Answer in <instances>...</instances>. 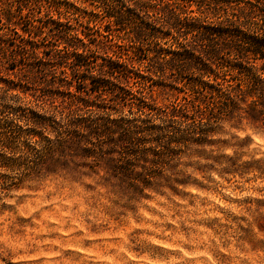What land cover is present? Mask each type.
<instances>
[{"label":"clouds","instance_id":"clouds-1","mask_svg":"<svg viewBox=\"0 0 264 264\" xmlns=\"http://www.w3.org/2000/svg\"><path fill=\"white\" fill-rule=\"evenodd\" d=\"M213 2L70 0L75 8L66 11L56 9V0L33 5L43 19L62 16L79 32L85 21L76 9L91 7L103 16L115 4L113 19H124L117 38L134 53L124 63L135 60L133 72L182 85L185 99L177 105L174 94L153 97L142 81L129 83L127 68L118 70L121 75L98 65L81 68L110 82L84 101L79 93L67 94L66 73L57 83L59 73L51 69L0 68L29 86L26 97L19 85L0 82V122L10 121L19 133L13 150L0 146L12 158L0 164V264H264V0H228L221 13L209 7ZM220 19L229 26L221 34L238 38L219 52L236 72L221 70L231 79L220 82L210 103L189 105L193 85L208 75L205 64L215 66L192 30L205 31ZM151 25L171 35L160 39L163 33ZM185 32L191 39L184 46L196 56L158 55L160 47L183 41ZM42 38L52 34L46 29ZM255 41L258 50L249 47ZM112 51L106 42L98 55ZM61 84L63 93L55 91ZM79 85L87 91V81L72 80V88ZM137 96L148 104L158 101L160 112L137 111ZM86 101L100 107L83 108ZM173 107L188 115H170ZM78 115L90 119L81 122ZM109 116L117 126L124 117L163 128L146 164L112 171L107 162L118 158L119 148L97 146L92 131L97 118L107 124Z\"/></svg>","mask_w":264,"mask_h":264},{"label":"trees","instance_id":"trees-1","mask_svg":"<svg viewBox=\"0 0 264 264\" xmlns=\"http://www.w3.org/2000/svg\"><path fill=\"white\" fill-rule=\"evenodd\" d=\"M14 2L15 4H12L10 1L0 2V57H3L2 62H0V68H2L3 71L14 73L17 71L26 72L29 69H32L33 71L51 69L54 72L59 73L56 77L57 83L64 81L66 73L67 76L70 77L67 81L69 84L67 94L71 95L73 92L79 93V99L81 101L85 100L88 93L94 94L96 91L104 88L106 84L110 83L108 80L89 77L86 71H80L81 68L88 65L103 66L110 69L112 75H121V72L118 70L127 68V72L124 73V75L128 77L129 83L132 84L134 81H142L151 93L153 85L163 86L164 88L167 86L164 84L166 80L157 81L152 78L151 75L142 71L133 72L136 61L133 60L131 65L124 63L125 56H131L134 54L132 51H126L123 53L114 50L105 56H99L98 50H102L103 46H105L103 41L92 39L90 37L88 38V34L83 31H80L83 36L79 37L77 32L72 30L73 27L66 24V22L61 21L63 18L62 16H56L55 18L49 17L48 19L51 21L52 26L42 25L44 23H42L39 18L34 19L37 23H33L29 21V11H33V6L28 4L25 0H14ZM35 2L37 3L38 0ZM225 2H228V0H214L209 7L218 9L217 13L226 12L227 9L225 7ZM23 9L26 10L25 13H23ZM56 9L66 11L65 9L62 10L57 7ZM107 16L110 17L114 15L107 13ZM113 22L118 25L123 24V18L116 17L113 19ZM142 23L146 26L149 24V22L146 21ZM152 28L155 32L160 31L159 29H156L157 27ZM203 28L205 31H200L199 29L192 31L199 32V45L213 56L215 66L206 63L205 67L209 69L207 77L193 85V99L189 100V105H193L194 101L195 104H199L201 107L205 100L210 103L221 92V87H218V85L222 80L227 82V80L231 79V77H225L222 74V71L225 73L232 71L233 74L236 72L235 68L229 67L230 61L225 62L226 56L221 57L219 55L220 46L230 43V41L218 43L213 40V35H218L224 39L230 37L221 34L227 31L229 26L222 20L213 24L205 25ZM46 29L52 34V38L37 39V37L41 36ZM161 33L165 36L160 37V39L164 40L171 35V33L166 32L165 30L161 31ZM188 35V32H185V39L176 43L175 47H160L157 49L158 55H162L164 58H186L187 56H196L194 51H190L189 48L184 46L185 41H188ZM236 39L238 38L233 37L232 42ZM205 40H207V42ZM65 46L67 50H65ZM237 47H239V45H237ZM249 47H252L253 50H258L260 42H249ZM83 48H87L88 51H82ZM136 51L141 52L147 50L137 48ZM29 53H31V55H28ZM60 53L63 54V58L60 57ZM157 53L151 54L155 55ZM32 56H35L36 58L32 59ZM40 57H43L44 59H40ZM197 59H199V57H197ZM65 63L69 65L67 68L65 67ZM73 69H76V71L73 72ZM96 70L98 71L99 68ZM157 70L159 71L160 69L158 68ZM10 77L11 76L6 77L0 74V82H16L17 79L13 80L10 79ZM75 79L87 81L88 88L86 92L82 91L83 85L72 88L71 83L72 80ZM185 83H188L187 78H185ZM16 84H21L20 88H29V86L24 84L22 80H17ZM171 88L177 89L178 92H180V90L184 92L185 90L182 85L178 87L171 86ZM55 91L63 93V84H61V87L57 88ZM197 93H199V95H197ZM201 96H203V100L200 98ZM59 99L60 97H56L53 100V103H56ZM134 99L140 105V107L136 109L137 111L143 110L144 112H149L151 114H158L160 112V109L157 106L158 103L148 104L146 99L141 100V97L139 96L134 97ZM184 99L185 97L182 96L177 105H179L180 101ZM82 107L92 109L93 107L99 108L100 106L96 105L93 101H86ZM105 108L106 110L111 111L110 107L105 106ZM178 111H183L185 116L188 115V112L180 107H173L169 114L171 115ZM175 118L177 117L173 116V119ZM75 119L84 122L90 118L78 115ZM107 119L109 120V123L106 124L101 118H97L99 122H94L92 131L97 136V146L111 143L112 147L109 151H116V148H119V151L117 152L118 158L107 162L112 171L117 174L127 173L129 170L134 169L142 163L146 164L148 162V156L154 151L150 146L157 142V138L163 133V128L155 124L144 123L143 120L137 124L135 120L138 118L127 120L124 117H118L117 119L120 121L118 126L111 122V116ZM15 137L16 136L10 133L0 131V138L8 143L12 142Z\"/></svg>","mask_w":264,"mask_h":264},{"label":"rangeland","instance_id":"rangeland-1","mask_svg":"<svg viewBox=\"0 0 264 264\" xmlns=\"http://www.w3.org/2000/svg\"><path fill=\"white\" fill-rule=\"evenodd\" d=\"M5 1H10L12 2V4H15L14 0H0V2H5ZM26 2H28V4H30L31 6H33L36 2V0H25ZM105 2H107V0H105ZM56 7L59 8V9H62V10H68L69 7L71 8H75V5H70V0H56ZM77 11H79L80 13H82L83 17H84V23L80 26L81 27V30L80 31H83L84 33H87L88 34V38H92V39H98V40H101L104 42V44H109L111 45V48L115 51H118V52H126V51H129L128 50L129 48H125L124 46V42L121 40V39H118L117 36L118 34L122 31V28H121V25H118V24H115L113 22V16H107V13H111V14H115V11H117L118 9H116L115 5H112L109 7L108 10H106L103 14V16H101L100 13H98L97 11L93 10L91 7L89 8H86V9H76ZM218 9H216L217 11ZM23 13H25V9L22 10ZM34 13H35V17H29V21L33 22V23H37L36 20L34 19H40L42 23V25H50L52 26V23L51 21H49V17H52V18H55L56 15L53 14V15H49L48 16V20L47 19H43L41 16H40V9L39 8H34L33 9ZM218 12V11H217ZM221 12V11H219ZM62 18V17H61ZM61 21L65 22V20L62 18ZM218 21H222V19L218 20ZM123 22H124V19H123ZM142 22H145V21H142ZM40 24V23H39ZM66 24H69L71 27L72 24L70 23H66ZM94 25H99L98 27H93ZM151 27H157L156 29H159L160 31L156 32V33H161V31H164L163 29L159 28L158 26L156 25H152ZM73 30V29H72ZM77 32L78 36L79 37H82V32ZM117 34V35H113V34ZM162 36H165V35H162ZM188 40L191 39V36L188 35ZM167 39V38H166ZM227 39V40H226ZM222 38L218 35H213V40L218 42V43H223L225 41H230V43L233 41V37H228V38ZM207 42V40H205ZM204 41V42H205ZM200 46V45H199ZM162 57V55H159ZM152 77V76H151ZM153 78V77H152ZM10 79H13V80H16L15 77H10ZM188 80V79H187ZM17 82V80H16ZM16 82H9L10 84H13V85H19L21 86V84H16ZM164 84H166L167 86L164 88L163 86H157V85H153L152 86V96L153 97H156L158 93L160 92H163V93H169V94H174L176 96V103L179 102L180 98L183 95V91L180 90V92H178L177 89H173L171 88L172 87H178V86H181L180 84H177V83H171L169 84L168 81H166ZM177 85V86H176ZM22 89H24L23 92H21V95L23 96H28V90L29 88H25L23 87ZM185 91V90H184ZM158 103V101H157ZM0 131H3L5 133H10L14 136H16L15 138H13V141L8 143L6 142L5 140H2L0 138V146H3V147H6L8 148L9 150H13L15 148V144H16V140L18 138V131L17 129L12 125V123L10 121H4V122H0ZM12 158L11 157H5L3 155V153H0V164H10L11 163V160ZM17 219H21V218H17Z\"/></svg>","mask_w":264,"mask_h":264}]
</instances>
